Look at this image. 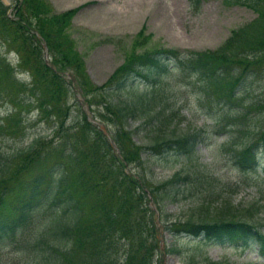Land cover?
<instances>
[{
	"label": "trees",
	"instance_id": "1",
	"mask_svg": "<svg viewBox=\"0 0 264 264\" xmlns=\"http://www.w3.org/2000/svg\"><path fill=\"white\" fill-rule=\"evenodd\" d=\"M227 1L250 8L256 16L230 30L216 49L186 53L145 49L143 43L151 35L141 26L122 63L99 86L88 80L82 58L64 32L82 5L52 13L43 0H15L13 18H9L7 7L0 2V40L16 55L13 66L0 59V88L5 83L11 89L7 97L15 104L0 119V133H14L18 127L23 102L28 100L24 92L31 96L27 103L53 122L48 139L35 138L4 158L0 168V247L9 246L29 258L26 264H152L159 239L147 193L155 203L176 201L181 195L178 186L188 181L189 174L174 172L170 178L150 184L132 169L141 164L143 148L154 153H192L197 135L156 136L141 147L131 138L125 121L142 117L147 122L159 116V130L175 120V111L160 99L159 77L167 72L168 59L178 70L200 80L205 96L217 104L241 105L239 90L238 96L235 93L243 73L264 64V0ZM42 41L51 67L43 61ZM14 67L28 75L27 82L14 78ZM68 69L82 103L105 126L119 155L98 126L87 119L76 98L77 116L67 123L68 87L58 72ZM124 88L125 98L114 97ZM233 157L241 168L257 164L253 144L235 151ZM198 171L193 173L195 179L208 177ZM203 205L207 208L209 204ZM245 210L250 214V208ZM208 214L205 209L197 222L175 219L166 229L213 244L244 248L254 242L264 257V231L244 219Z\"/></svg>",
	"mask_w": 264,
	"mask_h": 264
},
{
	"label": "rangeland",
	"instance_id": "2",
	"mask_svg": "<svg viewBox=\"0 0 264 264\" xmlns=\"http://www.w3.org/2000/svg\"><path fill=\"white\" fill-rule=\"evenodd\" d=\"M43 1L52 13L82 5L64 32L81 56L88 80L96 86L101 85L122 63L141 26H144L145 34L151 35L142 48L200 52L216 49L230 30L247 24L256 16L250 8L229 4L227 0ZM0 2L7 7L9 18H13L15 0ZM13 51L0 40V59L12 66L16 60ZM3 62H0V67ZM173 65V60L168 59V70L159 79L162 84L161 103L175 111V120L159 130L157 127L162 120L156 114L153 115L157 117L147 122L142 117L125 121L131 138L141 147L151 144L156 136L197 135L192 153H154L143 148L141 164L132 169L141 173L150 184L160 183L174 172L189 174L188 181L178 186L181 194L178 200L162 199L155 203L149 195L147 205L156 221L157 237L161 239L152 264H264V259L257 255L258 246L254 242L244 248L213 244L201 237L166 229L175 219L197 222L207 209L210 217L244 219L264 231V64L248 68L243 73L242 85L235 93L239 90L241 105L229 107L206 97L200 80ZM17 69L14 67L12 71L14 78L27 82L28 75ZM60 75L68 87L66 101L71 106L67 123H70L77 116L76 95L81 101L82 98L74 86L71 71H61ZM134 82L138 83L137 80ZM2 87L0 119L15 106L7 97L11 89L5 83ZM126 93L127 88H124L116 91L114 97L123 99ZM23 95L28 100L23 99L20 123L15 132L0 133V168L6 156L25 148L35 138L48 139L52 133V119L41 115L34 105L27 103L31 99L28 93ZM250 144L254 145L257 166L241 168L234 162V152ZM195 169L199 170L197 174L208 177L195 179ZM205 203L209 205L202 208ZM247 208L251 209L250 214L246 212ZM210 220L212 218L207 221ZM27 261L30 259L13 252L11 247H0V264H26Z\"/></svg>",
	"mask_w": 264,
	"mask_h": 264
},
{
	"label": "water",
	"instance_id": "3",
	"mask_svg": "<svg viewBox=\"0 0 264 264\" xmlns=\"http://www.w3.org/2000/svg\"><path fill=\"white\" fill-rule=\"evenodd\" d=\"M42 45H43V58H44V61H45V63H46L47 65H49V64H48L47 55H46V48H45V45H44V43H43ZM83 108H84V111H85V113H86L88 119H89L90 121H92V122H95L94 120H92V119L90 118V116H89V112H88V110H87V107L84 105ZM98 125H99V124H98ZM100 127H101V129L103 130V132L105 133L106 137L108 138L109 143L114 147L116 153H118V150H117L115 144L113 143V141L111 140V138L109 137V135L107 134V132L103 129V127H102L101 125H100Z\"/></svg>",
	"mask_w": 264,
	"mask_h": 264
}]
</instances>
